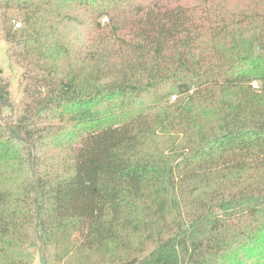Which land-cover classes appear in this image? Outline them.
Segmentation results:
<instances>
[{
  "label": "trees",
  "instance_id": "trees-1",
  "mask_svg": "<svg viewBox=\"0 0 264 264\" xmlns=\"http://www.w3.org/2000/svg\"><path fill=\"white\" fill-rule=\"evenodd\" d=\"M0 39V264H264V0H0Z\"/></svg>",
  "mask_w": 264,
  "mask_h": 264
},
{
  "label": "rangeland",
  "instance_id": "rangeland-1",
  "mask_svg": "<svg viewBox=\"0 0 264 264\" xmlns=\"http://www.w3.org/2000/svg\"><path fill=\"white\" fill-rule=\"evenodd\" d=\"M0 75L4 76L10 82V92L15 104V113L10 107L4 109L5 114H17L20 111V101L23 96L22 75L23 68L10 61L7 54V44L4 39H0ZM41 253L38 251L35 257V264H42Z\"/></svg>",
  "mask_w": 264,
  "mask_h": 264
},
{
  "label": "built area",
  "instance_id": "built-area-1",
  "mask_svg": "<svg viewBox=\"0 0 264 264\" xmlns=\"http://www.w3.org/2000/svg\"><path fill=\"white\" fill-rule=\"evenodd\" d=\"M16 25H17V26H19V25H20V23L16 22Z\"/></svg>",
  "mask_w": 264,
  "mask_h": 264
}]
</instances>
